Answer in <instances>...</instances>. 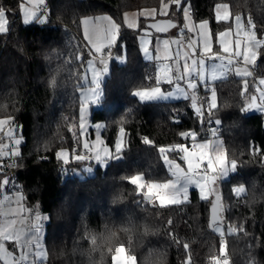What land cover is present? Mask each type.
I'll return each instance as SVG.
<instances>
[{
    "label": "trees",
    "instance_id": "16d2710c",
    "mask_svg": "<svg viewBox=\"0 0 264 264\" xmlns=\"http://www.w3.org/2000/svg\"><path fill=\"white\" fill-rule=\"evenodd\" d=\"M162 2L176 6L168 15L176 27L182 26L185 6L199 22L213 19L214 7L226 4L232 20L240 15L258 37L264 35V0H182V5L179 0H45V21L29 25L20 21V0H0L8 19L0 34V119L18 138V152L1 158L0 177L16 185L27 209L47 216L46 259L39 264H113L118 247L135 264H215L220 257L228 264H264L263 114L245 110L255 79L264 77V43L250 77L199 85L202 102L195 111L189 98L137 99L136 91L160 84L154 80L155 62L142 58L140 33L122 27L117 46L108 50L109 71L89 118L103 123L101 135L111 149L123 131L124 147L83 178L65 169H79L83 161L65 164L57 156L78 138L79 90L85 87L89 56L81 19L109 15L124 25V12L158 8ZM230 26L212 24L216 33ZM121 52L125 58L118 64L112 57ZM81 53L85 59L78 62ZM210 92L216 95L213 108L206 105ZM206 120L220 127L224 158L235 166L220 182V199L228 206L223 235L209 228L210 201L194 190L187 202L160 206L130 183L137 176L146 183L169 180L163 151L178 160V146L208 138ZM0 139L8 136L2 131Z\"/></svg>",
    "mask_w": 264,
    "mask_h": 264
},
{
    "label": "rangeland",
    "instance_id": "374dc122",
    "mask_svg": "<svg viewBox=\"0 0 264 264\" xmlns=\"http://www.w3.org/2000/svg\"><path fill=\"white\" fill-rule=\"evenodd\" d=\"M24 3V4H21ZM42 5V6H41ZM44 7L43 0H20L19 12L20 21L25 24V20L30 21L35 19L36 22H43L46 19V12H42L40 8ZM23 11V15L21 14ZM229 7L226 4L216 5V19H227L229 16ZM5 10L0 11V20H3V13ZM187 6L184 7L185 17L188 16ZM8 20V19H7ZM241 20L243 23H241ZM237 22V23H236ZM240 22V23H239ZM240 24V25H239ZM81 34L85 42V33L92 35L94 38L97 34L106 37L109 33L113 31L116 27V23L112 17L109 15H97V16H84L80 21ZM231 30L229 36V47L231 46V35H236V54L240 55V45L243 42L245 47V52L242 58L247 55H251L252 59L255 61L258 55V48L264 43V35L257 38L254 29L250 23H244L242 17L235 16L231 22V26L224 29L223 32H219L222 35L225 31ZM7 31L0 24V32ZM4 32V33H5ZM139 41L141 44L142 58L148 60L145 57H151V48L148 47L149 42L145 39ZM251 41V49L249 52L248 42ZM90 59L84 64V72L82 76V83L85 87L79 90L80 95V108H79V131L78 138L68 149H59L57 151V156L65 163L70 164L76 161H83L80 168L67 167L69 174L78 176L80 178L93 175L95 172V167L99 166L104 168L108 160L111 158L113 152L119 151L124 147V133L119 131L118 136L114 141L113 148L111 149L107 146L102 138L101 132L103 129L102 122H91L90 113L92 108H98V100L101 96L102 90L100 86V81L108 74L109 62L111 56L108 54L107 59L102 61L99 55L91 54L89 48L87 47ZM88 56V57H89ZM207 57V56H206ZM113 59L117 61L118 64L124 62L125 54L121 52L117 56H113ZM231 64V57L222 54L215 55L214 58L208 56L200 60L201 72L203 80L204 76L207 75L208 81L219 80L223 76V68L226 69L227 66ZM102 72L103 75L99 74ZM155 71V70H154ZM174 77V76H173ZM154 80L157 84L161 83V75L156 76L154 73ZM257 80V81H256ZM254 82V88L252 94L245 99V110L247 113H257L263 114V124H264V77L257 78ZM185 83V82H184ZM186 84V83H185ZM195 85V84H194ZM190 90L193 91L191 88ZM189 89L186 90L183 84L178 85L176 82H172L169 89H164L161 85H157L151 89H141L136 91L134 94L139 101H173L179 99L189 98L192 102V106L195 111H198V105L196 104L194 98L191 96L192 92ZM208 105L209 108H213L216 105V95L214 92L208 94ZM201 117V114H199ZM14 127H8L5 130V135L11 137L12 147L5 145L0 151V163L1 158H10L13 154L18 152V138L14 137L13 134ZM13 135V136H11ZM8 139H3L6 142ZM123 145V147H121ZM186 144L177 147L179 152L178 160H171L167 157L163 151V164L171 175V178L165 182L146 183L141 177V183L144 186L145 194L149 195V187L156 186L158 188L167 189V193L170 197L169 200L157 201V198L153 197V202L156 205L164 206L168 204H179L189 201V190H194L200 199H206L210 201V204L215 201H219L220 211L224 208V213L228 206L222 201L221 198V185L220 182L225 180L230 173L234 171V164L228 163L223 155V144L218 137H213L211 139H203L199 141L190 142L185 148ZM9 160V159H8ZM209 161V163H204L201 168L202 161ZM210 165H218L217 167H211ZM193 169L202 170L203 173L200 175L204 176L201 180L199 176H192L191 172ZM219 173V174H217ZM138 177V176H137ZM198 190V191H197ZM144 194V195H145ZM191 198V197H190ZM23 215H19V213ZM13 213H16L13 215ZM47 220L46 215L41 214H26L23 205V196L21 192L17 189L16 185L11 181L9 183L6 177H0V229L5 226L4 223H9L8 227L12 223L17 224V228L14 230V234L20 237L19 243L31 253L34 249H39L35 252L33 257H30L31 264H39V262L46 259V252L42 245L43 242V227L44 221ZM21 225L27 229L21 228ZM227 229V228H225ZM214 231L220 235L224 234V225L222 223H217L214 226ZM227 232H233L232 228L227 229ZM37 234L39 235V243H37ZM121 247H118L119 249ZM116 249V250H117ZM223 249V248H222ZM116 252V251H115ZM125 264H135L132 257L124 254ZM13 253L6 251L2 244H0V264H12ZM17 259H20L17 255ZM215 264H228L227 260L222 257L217 258Z\"/></svg>",
    "mask_w": 264,
    "mask_h": 264
},
{
    "label": "crops",
    "instance_id": "0c3cea01",
    "mask_svg": "<svg viewBox=\"0 0 264 264\" xmlns=\"http://www.w3.org/2000/svg\"><path fill=\"white\" fill-rule=\"evenodd\" d=\"M168 7H169V3L162 2L158 8H144L139 11H126L123 13V23L124 25H127V28L135 29L137 26V21L139 17L154 16L156 17V19H170L168 18V15L166 16L163 14L167 11ZM214 11H216V6L214 7ZM186 13L188 14L187 17H185L184 12L182 14V17H183L182 26L179 28L177 27L174 28V29H177L176 32L175 30L169 31L167 32V36H163L162 34H156L152 31L150 32V34L154 37V43L152 44L151 51H150L151 57L149 58L145 57V58L148 59L147 61L155 62V74L156 76L161 75L162 81L159 84L161 86L164 84L167 85L166 88H164L165 90L171 87L172 82H176V84L178 85L183 84L186 90L188 89L190 90L191 88L193 89V91L190 90L192 92L191 96L194 98L195 102L197 103L196 88L199 85L204 86L210 83V81H208L207 79V75L203 77L205 81L203 82L201 81L203 80L201 78H202V74L204 73H202L200 69L201 68L200 60L203 58H207L208 56H211V58H214L215 55L222 54V52L220 51L219 48H217L215 52L212 53L211 55L203 54L199 52L196 55H193V49L196 48V41L193 39L192 33L196 31H199L200 34L206 33L207 28H208V21L195 22L190 16V10L188 9V6H187ZM229 14H230V11H229ZM215 19H216V13H215ZM35 22H36L35 19L33 20L31 19L30 21H27L25 25L33 24ZM147 22L149 21L146 20V23ZM241 23H243L242 20H241ZM219 32H217V34H220ZM184 35L188 36V38L187 39L183 38ZM140 36L142 37L141 39H145V41L147 40L148 42H150L148 39V35L140 33V35L138 36L139 48H141V44L139 41ZM170 44L172 45L171 51L168 50V45ZM207 44L209 47L211 46L210 37L207 38ZM140 51L142 54L141 49ZM229 57H231V64L230 66H227L226 69L223 68V71H224L223 76L225 77H220L219 80L226 79L232 76L245 80L246 78L252 75V67L255 64L256 60L254 61L250 54L245 56L244 58H242L240 55H237L236 53L234 55L230 54ZM236 59H241L244 64L243 65L235 64ZM99 74H101V76L103 75L101 71L99 72ZM101 81H100V84H101ZM214 81H217V80H214ZM6 124H7L6 120L0 119V132L2 131L5 132V130L7 129ZM193 170H199V169H193ZM23 205H24L26 214H30V215L37 214V212H32L29 209H27L24 202H23ZM41 215H44V214H41ZM46 221H44V227H45ZM8 224L9 223H4L5 226H3L2 228L8 227ZM43 235H44V232H43ZM42 245H43V242H42Z\"/></svg>",
    "mask_w": 264,
    "mask_h": 264
},
{
    "label": "snow or ice",
    "instance_id": "6c2138e0",
    "mask_svg": "<svg viewBox=\"0 0 264 264\" xmlns=\"http://www.w3.org/2000/svg\"><path fill=\"white\" fill-rule=\"evenodd\" d=\"M29 3V0H27ZM180 4L182 5V0H179ZM24 4V3H21ZM45 4V0H44ZM25 5V4H24ZM42 6V5H41ZM175 5H169L167 11L163 13L164 15H170L171 12L175 9ZM21 14L23 15V11L21 10ZM156 19V17L151 16V17H139L137 21V26L135 29H129L130 31H135L137 33L141 34H146L148 35L149 39V45L148 47L151 48L152 44L154 43V37L150 34L151 32V24H141L140 21L143 20H148L152 21ZM27 22V20H25ZM232 22V17L229 14L227 19H215V12L213 14V19H210L208 21V28L206 33L200 34L199 31L193 32L192 37L196 41V48L193 49V55H196L198 52L203 53V54H209L211 55L212 53L215 52L217 48L220 49L221 52L225 54V56H229L230 54L234 55L236 53V40L237 36L236 35H231V46L229 47V36L231 33V30L225 31L222 35L217 34L215 30L212 28V24L215 23L217 25L219 24H226V23H231ZM0 24L3 25V28L6 30L8 27V20H7V13L6 11L3 13V20H0ZM122 27H127V25H116V27L113 29L111 33H109L106 37L97 34L95 38L88 34L85 33V45L89 48V51L91 54H96L100 55L103 54L104 52L108 51L112 47H116L119 38H120V31ZM177 28H179V25H177ZM177 29H169V31ZM5 31L0 32V34H3ZM163 36H167V33H161ZM211 38V46L209 47L207 44V38ZM259 39V37H257ZM251 41L248 42V47H249V52L252 51L250 45ZM245 47L246 45L241 42L240 45V54L241 57H243L244 52H245ZM172 45H168V50L171 51ZM89 59L91 58L90 56L88 57ZM171 58V57H169ZM259 55H257V60H259ZM85 59V56L83 53L80 54L78 57V62H82ZM146 143L149 141H145ZM123 147V145H121ZM185 148H187V145H185ZM204 163H209V161L205 160L201 162V168L203 167ZM211 167H217L218 165H210ZM235 170V166H234ZM130 183H133L135 185H138L140 190H144V186L141 183V178L140 177H133L130 180ZM198 191V190H197ZM149 195L154 196L157 198V201H165L169 200L170 197L167 193V189L163 188H158L156 186H150L149 187ZM189 199L191 197V189L189 190ZM16 213H13L15 215ZM19 215H23V213H19ZM17 228L16 223H12L9 227H5L3 229H0V244L3 245L4 249L6 251L12 252L13 257H12V264H31L30 257H33L35 255L36 251H39V249H34L33 252L29 253L27 250L19 243L20 237L14 234V230ZM21 228H24L25 231L27 229L24 227V225H21ZM44 232V229H43ZM37 243H39V235L37 234ZM44 249L46 250L47 248L44 246ZM125 252L126 249L123 247L119 248L116 250L115 254H113V264H125ZM17 255H19L20 259H17Z\"/></svg>",
    "mask_w": 264,
    "mask_h": 264
},
{
    "label": "water",
    "instance_id": "95a60500",
    "mask_svg": "<svg viewBox=\"0 0 264 264\" xmlns=\"http://www.w3.org/2000/svg\"><path fill=\"white\" fill-rule=\"evenodd\" d=\"M148 23L151 24V31L156 34L167 33L169 32V29H174L176 27V23L170 19H156L149 21L146 24ZM199 178L203 180L204 176L200 175ZM144 198L151 200L152 196L145 194ZM221 222L222 218L220 216L219 201H215L209 205V228L212 229L215 224Z\"/></svg>",
    "mask_w": 264,
    "mask_h": 264
},
{
    "label": "built area",
    "instance_id": "2783aa9c",
    "mask_svg": "<svg viewBox=\"0 0 264 264\" xmlns=\"http://www.w3.org/2000/svg\"><path fill=\"white\" fill-rule=\"evenodd\" d=\"M188 9L190 10V7H188ZM40 10L44 11V8H40ZM183 38L187 39L188 36L184 35ZM108 54H109V52L106 51L103 54H100L99 57H100L101 60H105V59H107ZM235 64L243 65L244 63H243V61L241 59H236L235 60ZM196 96H197V101L201 103L202 102L201 95L199 93H197ZM205 125H206V129H207V136H208L209 139L220 135L221 129L213 121L206 120L205 121ZM6 144H7V142L5 140L0 139V149L4 148ZM202 173H203V171H201V170H193L191 172V175L196 177V176H200V174H202ZM217 174H219V173H217ZM220 216H221V218H223V216H224V208L220 211Z\"/></svg>",
    "mask_w": 264,
    "mask_h": 264
}]
</instances>
